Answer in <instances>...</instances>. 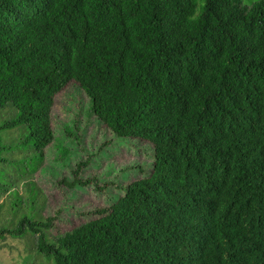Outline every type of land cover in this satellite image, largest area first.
I'll list each match as a JSON object with an SVG mask.
<instances>
[{
  "label": "trees",
  "instance_id": "trees-1",
  "mask_svg": "<svg viewBox=\"0 0 264 264\" xmlns=\"http://www.w3.org/2000/svg\"><path fill=\"white\" fill-rule=\"evenodd\" d=\"M70 82L116 135L152 144L153 167L63 234L39 210L40 253L54 264H264V0H0V109L14 114L0 133L21 127L31 174ZM79 170L64 183L89 184Z\"/></svg>",
  "mask_w": 264,
  "mask_h": 264
},
{
  "label": "rangeland",
  "instance_id": "rangeland-1",
  "mask_svg": "<svg viewBox=\"0 0 264 264\" xmlns=\"http://www.w3.org/2000/svg\"><path fill=\"white\" fill-rule=\"evenodd\" d=\"M91 105L75 82L56 94L51 112L54 139L34 174L29 172L37 165V153L19 147L26 141L21 127L0 133L8 147L0 148V264H54L53 257L36 248L39 233L30 219L39 210L54 218L52 231L63 234L99 217L98 211L111 207L129 183L150 174L152 144L116 135ZM13 115L10 108L0 109V123ZM77 168L78 177L90 183L70 187L64 180H74ZM96 179L105 189H96Z\"/></svg>",
  "mask_w": 264,
  "mask_h": 264
}]
</instances>
